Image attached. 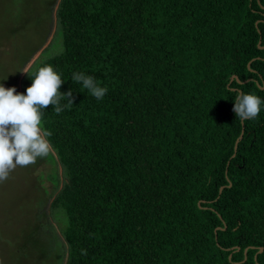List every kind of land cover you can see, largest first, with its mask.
<instances>
[{"label":"trees","instance_id":"trees-1","mask_svg":"<svg viewBox=\"0 0 264 264\" xmlns=\"http://www.w3.org/2000/svg\"><path fill=\"white\" fill-rule=\"evenodd\" d=\"M55 18L62 50L20 92L46 65L72 91L43 115L64 264H264V106L232 110L264 99V0H59Z\"/></svg>","mask_w":264,"mask_h":264},{"label":"rangeland","instance_id":"rangeland-1","mask_svg":"<svg viewBox=\"0 0 264 264\" xmlns=\"http://www.w3.org/2000/svg\"><path fill=\"white\" fill-rule=\"evenodd\" d=\"M58 1L0 0V83L6 88L20 92L24 73L49 43L48 55L62 50L55 22ZM56 170L61 176L58 164ZM53 172L48 154L18 166L0 183V264H64L59 231L65 218L50 209Z\"/></svg>","mask_w":264,"mask_h":264},{"label":"clouds","instance_id":"clouds-1","mask_svg":"<svg viewBox=\"0 0 264 264\" xmlns=\"http://www.w3.org/2000/svg\"><path fill=\"white\" fill-rule=\"evenodd\" d=\"M31 79L24 93L0 83V183L18 166L35 164L50 153L52 145L47 137L51 132L43 128L44 110L51 106L59 114L73 104L72 91H60L64 79L53 66L38 68ZM72 80L82 83L97 100L107 92L106 87L83 72L74 73ZM61 100L67 103L61 105ZM233 101L232 110L241 121L256 119L264 106V99L251 92L237 91Z\"/></svg>","mask_w":264,"mask_h":264}]
</instances>
